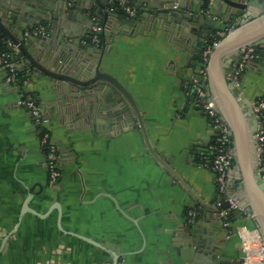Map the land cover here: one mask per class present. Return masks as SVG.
Here are the masks:
<instances>
[{
  "label": "crops",
  "instance_id": "1",
  "mask_svg": "<svg viewBox=\"0 0 264 264\" xmlns=\"http://www.w3.org/2000/svg\"><path fill=\"white\" fill-rule=\"evenodd\" d=\"M184 2L187 14L202 5ZM168 23L155 29L149 20L130 25L108 38V50L90 57L91 66L100 62L132 93L154 148L181 180L154 158L127 104L124 115L117 113V96L108 86L90 95L96 112L88 102L87 114L66 93L65 82L34 70L26 86L50 118L61 152V173L52 180L36 124L0 67V264H110L111 247L120 264H245L236 226L255 224L237 167L230 193L244 210L226 226L227 200L215 173L194 162L196 147L208 153L215 144L210 121L190 93L202 63L187 48L200 49V27L186 19ZM73 25L77 37L93 45L85 42L89 21ZM262 53L264 46L256 51ZM244 68L235 78L240 93L264 97V57ZM188 208L198 210L191 222ZM80 236L108 246L98 248Z\"/></svg>",
  "mask_w": 264,
  "mask_h": 264
},
{
  "label": "water",
  "instance_id": "2",
  "mask_svg": "<svg viewBox=\"0 0 264 264\" xmlns=\"http://www.w3.org/2000/svg\"><path fill=\"white\" fill-rule=\"evenodd\" d=\"M175 3L179 4V8H173ZM184 3V0H135L133 4L140 7L141 14L128 18L119 14L115 4H103L101 0H1L4 13H0V30L17 45L26 63L34 70L65 82L68 85L66 93L87 114L88 102L92 111L96 112L95 104L91 105V96H96L97 90L104 91V86L112 89V93L117 96V113L124 115L122 104H127L154 158L166 171L180 179L169 162L154 148L132 93L115 76L102 71L100 62L91 66L95 61L90 55L95 50H108L109 42L104 46H87L75 34L73 21L81 18L89 21L91 27L86 29L90 33L84 35L86 38L90 36L92 27L97 25L103 27V34L110 40L116 33H122L128 26H136L143 20L153 21V29L168 28V22L182 24L185 19L199 25L201 44L199 42L196 45L200 49H195V52L187 49L196 60L202 62L204 49L213 45L205 81L219 111L232 130L236 174L242 182L245 206L250 208L251 219L264 239V171L259 169L256 150L255 132L258 121L253 111L255 97L249 98L241 94L235 79L242 63L248 69L251 64L264 57L262 53L260 56L256 54L254 58H244V50L264 46V0H202V5L193 14L186 13ZM83 10L90 14L83 16ZM43 24L49 29L47 35L25 39L26 29ZM218 32H225V35L214 45ZM186 41L189 43L190 40ZM69 55L71 58L68 59ZM201 67L200 65L199 71ZM198 79H204L200 72ZM202 151L207 149L196 147L197 155ZM241 206L244 207L242 203ZM223 207L229 208V202L224 203ZM62 231L74 234L64 229ZM80 237L98 248L105 249L108 246L88 237ZM111 249L110 264H120L119 255L112 247Z\"/></svg>",
  "mask_w": 264,
  "mask_h": 264
},
{
  "label": "built area",
  "instance_id": "3",
  "mask_svg": "<svg viewBox=\"0 0 264 264\" xmlns=\"http://www.w3.org/2000/svg\"><path fill=\"white\" fill-rule=\"evenodd\" d=\"M110 4H115V9L122 10L126 13L128 18H133L137 16V7L132 4L130 0H108ZM173 8H179V4L175 3L172 5ZM93 37L92 42L96 45L99 43L98 33L103 32V27L94 25L92 28ZM48 34L47 27L44 25L36 26L34 28H28L24 31L25 39L31 36H45ZM225 35V32H218L214 38V45ZM86 43H88L85 40ZM10 46L19 53V49L16 44L9 40ZM258 47H249L244 50V58L250 59L256 56V51ZM213 50V45H208L202 54L203 64L200 73L203 75V80H195L192 83L190 93L193 94L196 106L202 110V112L207 116L210 121V125L215 132V144L212 146L215 156L211 162V169L215 173L216 184L218 191L221 195L225 196L226 200L229 202L230 207L222 210V215L226 226H230L232 221L230 220V212L236 211L240 213L244 210L241 206V202L232 198L231 189L229 185L230 173L236 168V157L234 150V139L233 133L219 111L208 86L205 81L207 74V62L209 56ZM0 67L6 72V79L8 82L15 84L17 82L16 68L14 63L11 62L7 55L0 52ZM244 68V63L241 64L238 72L242 71ZM25 83L22 87L25 91H30ZM36 96L32 94H27L26 98L21 101L22 106L26 108L31 119L37 125L42 126L44 131L41 143L48 144V153L45 156L46 166L50 178L56 180L60 176V160L61 153L57 144L51 137L50 130L48 128L50 124V118L44 113V109L41 104H37ZM253 111L256 115L258 124L257 130L255 132L256 150L258 156L259 169L264 171V97H255L253 101ZM37 128V126H36ZM188 221H193L197 216V208H190L187 212ZM236 234L240 239V245L244 252V262L245 264H264V239L255 225L240 224L236 226ZM256 259V261H254Z\"/></svg>",
  "mask_w": 264,
  "mask_h": 264
},
{
  "label": "trees",
  "instance_id": "4",
  "mask_svg": "<svg viewBox=\"0 0 264 264\" xmlns=\"http://www.w3.org/2000/svg\"><path fill=\"white\" fill-rule=\"evenodd\" d=\"M132 1V0H130ZM108 5H110V3L108 2V0L106 1ZM118 10V9H117ZM119 11V14L120 15H126L125 12H123L122 10H118ZM141 14V10L139 7H137V15H140ZM93 32H91L90 36L87 37L85 40L88 42V43H91L94 45V43L92 42V37H93ZM98 38H99V43L98 45L100 46H104L107 44V37L103 34V32H99L98 34ZM0 52H3L7 55L8 59L14 63V66L16 68V77H17V82L15 84L11 83L13 86H15L20 95H21V101H23L27 94H32L34 95L33 92L31 91H25L22 89L23 85L26 83L28 84L29 83V80L31 78V75L34 71V68L31 67L28 63H26L25 61V57L19 53H17L11 46H10V43H9V39L7 38V36L0 30ZM23 60H24V64H23ZM202 64L204 63L203 60L201 62ZM36 103L37 104H41L40 100L36 97L35 99ZM37 130L39 132V138H40V146L42 148V151L44 153V155L46 156L47 153H48V144H42L41 143V138H42V135L44 133V131L42 130V126L40 124H37ZM60 152V151H59ZM61 153V152H60ZM215 156V152L212 151V152H208V153H200L197 155L196 159L194 162H196L197 164H200V165H207L209 167H211V162L213 160ZM61 172V170H60ZM190 208L187 209V211L189 210ZM245 216V215H244ZM247 216V215H246ZM229 217H230V220L232 222L236 221L237 219L240 218V214L236 211H233V212H230L229 214Z\"/></svg>",
  "mask_w": 264,
  "mask_h": 264
},
{
  "label": "flooded vegetation",
  "instance_id": "5",
  "mask_svg": "<svg viewBox=\"0 0 264 264\" xmlns=\"http://www.w3.org/2000/svg\"><path fill=\"white\" fill-rule=\"evenodd\" d=\"M191 96H194L193 94H191Z\"/></svg>",
  "mask_w": 264,
  "mask_h": 264
}]
</instances>
